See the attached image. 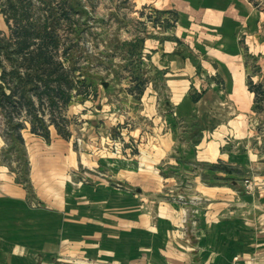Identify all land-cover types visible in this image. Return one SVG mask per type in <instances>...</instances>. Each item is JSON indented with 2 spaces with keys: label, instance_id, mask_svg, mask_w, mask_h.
Returning a JSON list of instances; mask_svg holds the SVG:
<instances>
[{
  "label": "crops",
  "instance_id": "obj_1",
  "mask_svg": "<svg viewBox=\"0 0 264 264\" xmlns=\"http://www.w3.org/2000/svg\"><path fill=\"white\" fill-rule=\"evenodd\" d=\"M134 2L151 74L120 97L134 127L105 94L88 119L119 145L28 132L8 160L0 135V264H264V163L225 149L263 118L264 0Z\"/></svg>",
  "mask_w": 264,
  "mask_h": 264
},
{
  "label": "rangeland",
  "instance_id": "obj_2",
  "mask_svg": "<svg viewBox=\"0 0 264 264\" xmlns=\"http://www.w3.org/2000/svg\"><path fill=\"white\" fill-rule=\"evenodd\" d=\"M134 1L4 0L1 3L0 68L7 81L1 77L0 86L2 92L15 95L9 103L0 98V135L9 146L8 160H23L24 135L28 132L49 137L52 131H57L77 143L91 142L95 148L101 145L100 148L104 149L106 145L102 140L107 139V134L111 133L119 145V131L134 127L128 116L131 111L122 103L121 94L140 99L151 79L144 67L148 57H144L141 51L148 25L141 22V12ZM38 50L46 51L60 67L53 63L43 68L33 64L29 69L22 61V53ZM28 71L32 75L36 72L49 75L53 91H47L39 79H36L37 83L26 82L21 91L20 77H25ZM62 73L68 76L66 80H62ZM17 89L24 97L21 105L17 100L20 95L15 93ZM104 94L110 97L104 105V115L128 118L118 132H109L102 125L94 128L102 127L107 133L94 130L88 123V119L98 112L95 108L102 111L101 103H95ZM250 127L253 131L248 140L236 141L233 136L234 143L225 149L244 154L251 149L255 161L260 159L264 163V114L263 118L255 117ZM200 138L194 137L196 140ZM249 141L248 150L246 142ZM118 151V147H114L115 155ZM227 166L222 164L220 168L229 171ZM231 173H240V170L231 167ZM242 185V194L249 195L246 184ZM81 262L68 257L61 261L63 264Z\"/></svg>",
  "mask_w": 264,
  "mask_h": 264
},
{
  "label": "trees",
  "instance_id": "obj_3",
  "mask_svg": "<svg viewBox=\"0 0 264 264\" xmlns=\"http://www.w3.org/2000/svg\"><path fill=\"white\" fill-rule=\"evenodd\" d=\"M24 46V45H23ZM28 48V45H26V49ZM22 61L29 66V69H31L32 67H30L31 65L35 64L38 65L40 67H44L45 65L47 66L48 64L53 63L54 65H56V67H60V65L56 62H53V58L51 55H49L46 51L43 50H38V51H33V52H24L22 53ZM1 67V64H0ZM45 71H46V67H45ZM64 72V71H63ZM63 75V76H62ZM62 80H66L68 76H66L65 73H62ZM36 79H39V82H42L45 84V88L47 89V91L52 90L50 88V76L49 75H43L42 72H36L35 74L32 75V72H29L26 74L25 77H20V83L22 85H20L22 88H25V83L26 82H32V83H37ZM60 79V77L58 78V80ZM2 80L5 82L7 81L6 78V74L3 73L2 75ZM24 88L21 90L23 91ZM0 90H1V94H0V98L2 100H7L8 103L12 102L13 99H15V95L14 93H12L11 95H7L5 92H2L3 88L2 86H0ZM53 91V90H52ZM64 92V91H63ZM15 93H18L20 96L17 98V100H19L18 102L21 103L24 102V97L22 96V93L18 92V89L15 91Z\"/></svg>",
  "mask_w": 264,
  "mask_h": 264
},
{
  "label": "built area",
  "instance_id": "obj_4",
  "mask_svg": "<svg viewBox=\"0 0 264 264\" xmlns=\"http://www.w3.org/2000/svg\"><path fill=\"white\" fill-rule=\"evenodd\" d=\"M245 184H246V189L249 190L250 193H252L253 192V185H252V183L249 180H247L245 182Z\"/></svg>",
  "mask_w": 264,
  "mask_h": 264
},
{
  "label": "water",
  "instance_id": "obj_5",
  "mask_svg": "<svg viewBox=\"0 0 264 264\" xmlns=\"http://www.w3.org/2000/svg\"><path fill=\"white\" fill-rule=\"evenodd\" d=\"M246 200H248V201H252L251 197H248Z\"/></svg>",
  "mask_w": 264,
  "mask_h": 264
}]
</instances>
